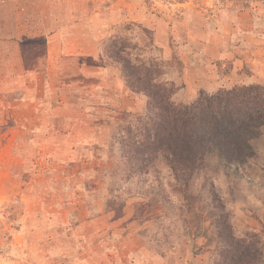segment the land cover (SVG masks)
<instances>
[{
  "label": "rangeland",
  "instance_id": "374dc122",
  "mask_svg": "<svg viewBox=\"0 0 264 264\" xmlns=\"http://www.w3.org/2000/svg\"><path fill=\"white\" fill-rule=\"evenodd\" d=\"M241 2L0 0V264H212L211 191L236 235L264 243V128L254 158L237 169L212 159L187 189L161 160L131 173L119 140L145 98L105 51L127 37L160 63L175 101L182 58L219 75L213 90L260 83L237 73L250 58L264 68V0Z\"/></svg>",
  "mask_w": 264,
  "mask_h": 264
},
{
  "label": "trees",
  "instance_id": "16d2710c",
  "mask_svg": "<svg viewBox=\"0 0 264 264\" xmlns=\"http://www.w3.org/2000/svg\"><path fill=\"white\" fill-rule=\"evenodd\" d=\"M241 7L246 9L248 0ZM133 48L127 37L112 36L105 44L107 54L120 66L125 86L145 98L144 115L128 122L119 140L131 173H145L161 160L175 182L187 189L212 159L217 166L239 168L256 156L253 143L264 128L263 83L212 91L200 88L193 99L175 101L173 84L159 79L160 63L133 55ZM210 194L218 243V258L212 264H264L259 235H236L226 206L214 191Z\"/></svg>",
  "mask_w": 264,
  "mask_h": 264
},
{
  "label": "crops",
  "instance_id": "0c3cea01",
  "mask_svg": "<svg viewBox=\"0 0 264 264\" xmlns=\"http://www.w3.org/2000/svg\"><path fill=\"white\" fill-rule=\"evenodd\" d=\"M257 52V51H256ZM65 53V52H64ZM89 56L91 59H98L99 58V51L98 49L94 50L92 55H87ZM234 56V64H238L240 63V65H242L243 62V58L241 59V57H236ZM232 56V57H233ZM186 59V60H185ZM182 58L183 63H184V67L182 68V70L178 73H174L171 78L174 80L175 82H180L181 80H183L185 82L184 85L185 88H180V90L178 91L179 95V99L180 101H189L191 98H193L195 96V92L199 89V88H203L206 89L208 91H212L213 90V79L216 76V81H218V74L216 75L209 73L210 70H207V67H203L201 65L196 64V62H192L190 61L191 59L187 60V58ZM251 61V65L252 67L250 68V72L249 73H244L243 71H239L241 70V67L238 68V72L237 76H240L246 79H248L247 82H260L264 84V68L263 66L259 65L258 59L257 58H250ZM87 64V63H86ZM192 64L194 66H192ZM100 68V67H98ZM106 68V67H105ZM234 71H231V74L228 75H223L224 78L229 79L226 80L228 83H231L233 80H236V77L232 75ZM235 74V72H234ZM222 79V76H220ZM97 85V84H96ZM125 86V85H124ZM222 86H225V84H223ZM229 86V85H228ZM231 86V85H230ZM129 93L133 94V96H136L135 93L129 91ZM143 97V96H142Z\"/></svg>",
  "mask_w": 264,
  "mask_h": 264
}]
</instances>
